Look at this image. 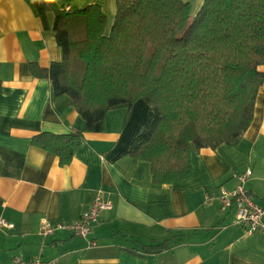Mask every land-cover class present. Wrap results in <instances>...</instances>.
Returning <instances> with one entry per match:
<instances>
[{"label":"crops","instance_id":"0c3cea01","mask_svg":"<svg viewBox=\"0 0 264 264\" xmlns=\"http://www.w3.org/2000/svg\"><path fill=\"white\" fill-rule=\"evenodd\" d=\"M184 1L193 16L204 0ZM54 2L70 9L99 5L109 33L116 0ZM60 60L54 34L43 29L32 0H0V216L13 224L0 228V264H15L16 257L23 264L36 258L57 264H264V229L246 234L234 205L221 209L216 199L206 200L235 189L251 169L245 186L264 205V83L236 146L192 149L189 178L154 184L150 164L126 153L149 104L141 98L128 111L111 109L86 131L69 97L54 95L50 81L32 73L34 65L47 68ZM72 129L83 137L65 165L31 143L37 133ZM97 192L110 208L88 238L64 230L39 235L42 219L74 221ZM162 241L165 247L149 250Z\"/></svg>","mask_w":264,"mask_h":264},{"label":"trees","instance_id":"16d2710c","mask_svg":"<svg viewBox=\"0 0 264 264\" xmlns=\"http://www.w3.org/2000/svg\"><path fill=\"white\" fill-rule=\"evenodd\" d=\"M32 7L61 50L60 61L32 73L69 97L86 131L111 109L149 104L126 153L150 164L154 184L189 178L192 149L234 147L250 125L264 83V0H204L193 16L184 0H116L107 34L97 4ZM82 137L78 129L40 132L31 143L65 165Z\"/></svg>","mask_w":264,"mask_h":264},{"label":"built area","instance_id":"2783aa9c","mask_svg":"<svg viewBox=\"0 0 264 264\" xmlns=\"http://www.w3.org/2000/svg\"><path fill=\"white\" fill-rule=\"evenodd\" d=\"M65 9H69L66 7ZM251 175V169H246L239 176V184L233 190L221 189L220 194L216 197L207 196L208 202L216 199L221 209H226L232 205L235 206V221L238 223L243 232L252 234L264 229V205L258 204L245 183ZM110 203L105 200L100 192L95 193L89 208L83 212L80 217L74 221H56L50 223L47 219H42L39 226V235L44 237L52 234L55 230H64L74 236L88 238L92 233L93 224L98 222L99 216L103 210L109 209ZM13 224L6 221L0 216V228H12ZM96 241L90 239V245H95ZM15 264H23L20 258H14ZM31 264H57L56 259L42 261L38 258L31 260Z\"/></svg>","mask_w":264,"mask_h":264}]
</instances>
